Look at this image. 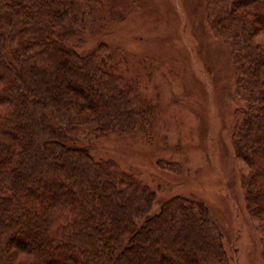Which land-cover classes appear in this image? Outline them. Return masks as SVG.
Here are the masks:
<instances>
[{"label": "trees", "instance_id": "16d2710c", "mask_svg": "<svg viewBox=\"0 0 264 264\" xmlns=\"http://www.w3.org/2000/svg\"><path fill=\"white\" fill-rule=\"evenodd\" d=\"M214 4L245 76L237 149L261 214L264 0ZM84 15L77 0H0V264H229L202 203L176 197L152 215V193L74 142L81 127L134 129L142 112L104 62L67 47Z\"/></svg>", "mask_w": 264, "mask_h": 264}, {"label": "rangeland", "instance_id": "374dc122", "mask_svg": "<svg viewBox=\"0 0 264 264\" xmlns=\"http://www.w3.org/2000/svg\"><path fill=\"white\" fill-rule=\"evenodd\" d=\"M77 1L85 15L67 47L104 62L142 112L134 129L81 127L74 142L152 193V215L172 198L200 202L229 264H264V213L248 201L256 172L237 149L245 76L215 0Z\"/></svg>", "mask_w": 264, "mask_h": 264}]
</instances>
